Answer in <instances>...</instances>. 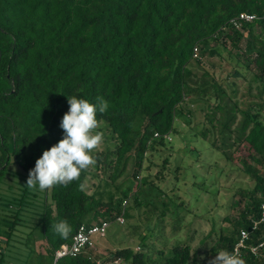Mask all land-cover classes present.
I'll return each instance as SVG.
<instances>
[{
  "label": "trees",
  "instance_id": "trees-1",
  "mask_svg": "<svg viewBox=\"0 0 264 264\" xmlns=\"http://www.w3.org/2000/svg\"><path fill=\"white\" fill-rule=\"evenodd\" d=\"M241 12L255 17L236 25L233 19ZM225 40L242 60L232 74L243 79L250 74L261 98L264 0H0V187L7 175L16 174L12 165L24 173L19 192L0 190V264L21 223L23 206L41 192L39 226L47 255H37L39 263L47 257L53 264H113L117 259L122 264H153L142 239L140 251L108 248L100 259L91 253L94 247L56 260L54 251L69 243L82 223L113 221L120 214L125 222L129 197L135 206H157L166 194L153 185L158 177L142 174L145 154L165 145L175 119L193 121L187 105L197 101L206 103V124L194 134L253 183L238 187L239 198L233 201L238 216L211 250L219 246L232 252L240 229L246 228L248 237L237 254L246 264H264V244L250 250L264 242V220L254 229L251 223L264 202V101L240 106L233 83L230 93L209 71L197 74L192 69L193 61L199 64L205 53L221 54ZM73 94L93 103L97 97L109 101L93 130L103 133L104 147L93 150L95 163L77 180L45 191L29 188L36 159L62 139L59 125L69 109L67 96ZM211 99L216 102L211 104ZM126 172V179L117 182ZM90 177L104 183L86 185ZM161 202L159 216L173 215L184 205L169 196ZM61 219L72 228L66 239L51 228ZM192 251L196 249L187 242L173 244L167 253L158 251L155 264H187Z\"/></svg>",
  "mask_w": 264,
  "mask_h": 264
},
{
  "label": "rangeland",
  "instance_id": "rangeland-1",
  "mask_svg": "<svg viewBox=\"0 0 264 264\" xmlns=\"http://www.w3.org/2000/svg\"><path fill=\"white\" fill-rule=\"evenodd\" d=\"M225 41V49L221 47L219 49L221 54L210 55L207 52L201 56L199 64L193 61V72L201 74L204 70L209 71L230 93L232 86L228 85L233 83V88L236 86L238 89L234 98L238 100L240 106L264 101V93L261 98L257 96L258 84L251 80L250 74L247 79L235 78L232 74L234 68L241 66L242 60L236 59L235 49L230 48L229 40ZM240 70L246 72L245 69ZM215 102L214 99L210 100L211 104ZM187 106L193 111L191 112L193 121L188 124L183 118L175 119L174 131L166 137L165 145H156L154 150H147L142 164L143 175L149 173L152 178L158 177L153 185L161 188V194H166L162 198L163 201L166 202L169 196L175 202L183 201L184 205L174 209L173 215L176 217L170 213L159 216L162 211V200L158 201L155 207L145 202L141 206H135L133 199L129 197L127 199L129 215L125 222L119 224L116 220L110 221L103 236H93V247L105 248L107 251L108 248L130 246L140 251L142 239L148 245L145 250L153 258V264L158 262V251L167 253L176 243L187 242L196 249L192 251L187 264L210 263L216 252L221 250L218 246L217 250L212 251L211 247L216 245L215 239L222 231L231 229L230 222L238 216L239 207L233 204V201L239 198L237 189L250 188L253 183L235 170V163L226 162L223 155L210 146V142L194 134L206 124L204 116L206 103L197 101ZM261 114H264V106ZM103 147L104 141L95 149ZM11 169L16 171V174L7 175L0 187L1 192L6 194L19 192L18 186L24 181L21 169L14 165ZM97 175L102 176V172ZM126 177L127 172L120 176L117 182ZM175 181L176 183H173ZM91 182L104 183L98 177H90L86 185ZM48 193L46 202L50 203ZM43 195L41 192L23 206L20 213L21 223L17 225L11 244L5 250L6 258L1 264H53L47 257L43 263H39L37 259L39 255H47L46 241L40 233L39 226ZM91 253L98 255L99 259L104 255L103 252Z\"/></svg>",
  "mask_w": 264,
  "mask_h": 264
},
{
  "label": "clouds",
  "instance_id": "clouds-1",
  "mask_svg": "<svg viewBox=\"0 0 264 264\" xmlns=\"http://www.w3.org/2000/svg\"><path fill=\"white\" fill-rule=\"evenodd\" d=\"M67 101L69 109L59 125L63 130L62 139L36 159L34 167L29 170L26 184L29 188L45 191L56 185H67L95 163L93 150L103 143L104 136L102 132L93 130L98 126V114L108 111L109 101L97 97L93 103L76 94L67 96ZM51 228L62 239L72 231L64 219L52 224ZM210 264H246V261L234 252L220 250Z\"/></svg>",
  "mask_w": 264,
  "mask_h": 264
},
{
  "label": "built area",
  "instance_id": "built-area-1",
  "mask_svg": "<svg viewBox=\"0 0 264 264\" xmlns=\"http://www.w3.org/2000/svg\"><path fill=\"white\" fill-rule=\"evenodd\" d=\"M254 17L255 16L252 13L241 12L239 13L238 17L233 19V23L237 25L238 21H242V20L251 21L254 19ZM197 49H198L197 47H194L193 49L194 57L197 56ZM260 211L261 212L259 214V217L251 221L253 229L257 227V224L259 222L264 220V202L261 204ZM116 221L119 224L124 223V216L122 214L118 215L116 217ZM109 223H110L109 220L103 219L91 224H85V223L80 224L76 232L72 236L71 241L69 243L61 244L54 251V260L67 255L74 256L81 253L86 248L90 249L91 247H93V242H92L93 236L95 235L103 236L106 233V229L109 226ZM248 234L249 231L246 228L240 229L238 241L234 245L232 252L236 254L239 252L240 248L245 245V239L248 237ZM263 244L264 242H260L257 245L250 246V250L252 252H256L257 249ZM116 261H118V263H115ZM115 262L113 264H122L121 261L118 259L115 260Z\"/></svg>",
  "mask_w": 264,
  "mask_h": 264
},
{
  "label": "crops",
  "instance_id": "crops-1",
  "mask_svg": "<svg viewBox=\"0 0 264 264\" xmlns=\"http://www.w3.org/2000/svg\"><path fill=\"white\" fill-rule=\"evenodd\" d=\"M92 251H94V252L96 251V252H99V253H100V252H106V250H103V248L100 249V248H96V247H94V248L92 249Z\"/></svg>",
  "mask_w": 264,
  "mask_h": 264
}]
</instances>
